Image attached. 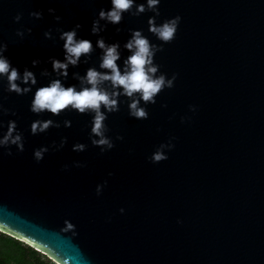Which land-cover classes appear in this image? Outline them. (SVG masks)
Instances as JSON below:
<instances>
[{
	"label": "water",
	"instance_id": "1",
	"mask_svg": "<svg viewBox=\"0 0 264 264\" xmlns=\"http://www.w3.org/2000/svg\"><path fill=\"white\" fill-rule=\"evenodd\" d=\"M111 7V0H0L4 55L21 76L27 67L36 77L34 85L18 80L31 90L17 94L0 76V104L9 110L0 109V136L15 120L24 138L23 151L0 146V233L56 264H264V0H161L159 15L147 7L134 15L133 5L118 24L98 16ZM176 15L170 42L150 31L149 17L161 24ZM93 20L99 32H92ZM73 28L93 47L64 76L52 59H65L61 34ZM134 29L158 47L155 75L177 78L155 103L140 101L147 119L129 115L132 98L122 93L119 111L101 106L112 149L93 143L99 137L91 110H30L35 90L52 80L79 89L89 68L109 71L100 67V38L119 43L123 71ZM102 86L113 90L110 81ZM47 119L54 124L31 134L34 120ZM76 143L86 147L74 150ZM161 145L168 158L153 163L148 157ZM42 147L37 162L34 149ZM65 221L74 229L61 232Z\"/></svg>",
	"mask_w": 264,
	"mask_h": 264
},
{
	"label": "clouds",
	"instance_id": "2",
	"mask_svg": "<svg viewBox=\"0 0 264 264\" xmlns=\"http://www.w3.org/2000/svg\"><path fill=\"white\" fill-rule=\"evenodd\" d=\"M161 0H146L145 3L137 4L136 0H111L112 7L105 10L101 8L98 16L101 19L107 20L113 24H118L123 14L133 9L135 5L134 15L143 13L147 9L153 11L156 15L160 14L159 4ZM49 11H53L49 9ZM30 15L39 17L40 12H33ZM22 13L18 12L13 19L20 21ZM59 19V17H57ZM181 16L176 15L165 20L161 24L155 23V16L149 17V29L160 40L164 42H170L175 38ZM76 27H79L77 25ZM92 32L96 33L101 30L99 20H93ZM30 31V29H29ZM17 35L22 36L23 32L17 30ZM49 35V33H45ZM61 38L64 40L63 48L65 50V59L63 61L59 59H52V67L54 71L66 76L69 64L76 65L79 62L82 54H88L92 50V42L87 39H78L76 36V30L64 31L61 34ZM97 45L103 49L101 57L100 67L109 71H98L96 68H89L83 77H80L82 85L77 89L75 85L65 86L61 80L55 79L50 83L38 87L33 93L30 110L35 113H40L44 110L58 115L62 110L71 107L80 113H85L91 110L94 113L91 132L99 139H94L93 143L100 145L101 152L112 149L114 142L111 138L105 135L106 125L104 123L106 119L105 111L101 110V106L107 110V112L119 111L118 96L122 93L128 97H131V102L128 105L129 115L137 119H147L148 111L146 107L142 106L140 101L143 100L146 103H155V97L165 87H174V82L177 78V73H173L170 78L165 73L155 75L158 71L159 65L153 63V58L158 50V47L150 42V40L142 34V30H132L130 39L125 43L124 47L130 50L131 54L125 61L123 71L117 64V60L120 58L119 43L106 44L103 38L97 40ZM7 43L0 42V76H5L8 82V91L15 92L17 94H23L31 90L29 87H21L17 83L18 80L24 82H30L36 84V77L32 71L27 67L24 69L21 76L19 69L12 65L11 60L4 55L7 50ZM37 60H32V64H36ZM110 81L112 91H108L104 88L103 82ZM167 107V105H163ZM0 109L7 112L8 109L4 108L3 104H0ZM189 110L195 112L197 110L196 105H189ZM190 119V117L188 118ZM181 118V121H184ZM54 122L51 119L47 120H34L30 125L31 134L35 135L40 132L46 131L49 126ZM65 125H70L69 121H65ZM58 126V125H57ZM118 139H123V136H118ZM174 137L169 138L167 147L169 149L174 148ZM8 144H15L18 151L24 150V138L23 133L18 130L17 122L15 120H9L7 124V131L3 136H0V146ZM63 140L61 141V145ZM86 146L83 143H76L73 145L74 150L82 151ZM161 145L150 157L153 163L166 160L168 154L165 153ZM47 148L34 149V158L37 162L43 159L44 152ZM11 155V152H9ZM79 166V164H78ZM67 168V165L63 166ZM109 175H112L110 172ZM108 181L105 180L101 184H97L95 193L97 196L101 195L103 189L107 185ZM119 211L123 213L124 208H120ZM178 223H181L178 219ZM66 227L61 232H67L74 229V225L68 221H65ZM72 235L77 233L72 231Z\"/></svg>",
	"mask_w": 264,
	"mask_h": 264
},
{
	"label": "trees",
	"instance_id": "3",
	"mask_svg": "<svg viewBox=\"0 0 264 264\" xmlns=\"http://www.w3.org/2000/svg\"><path fill=\"white\" fill-rule=\"evenodd\" d=\"M23 245L10 237H0V264H46L35 250Z\"/></svg>",
	"mask_w": 264,
	"mask_h": 264
},
{
	"label": "rangeland",
	"instance_id": "4",
	"mask_svg": "<svg viewBox=\"0 0 264 264\" xmlns=\"http://www.w3.org/2000/svg\"><path fill=\"white\" fill-rule=\"evenodd\" d=\"M20 243H21V242H20ZM21 244L23 245V243H21ZM23 246H25V245H23ZM37 254H38V256H39V258H40V260H41L42 262H44V263H46V264H56V263H54L53 261L49 260L48 257L42 255V253L37 252Z\"/></svg>",
	"mask_w": 264,
	"mask_h": 264
},
{
	"label": "flooded vegetation",
	"instance_id": "5",
	"mask_svg": "<svg viewBox=\"0 0 264 264\" xmlns=\"http://www.w3.org/2000/svg\"><path fill=\"white\" fill-rule=\"evenodd\" d=\"M0 237H3V238H7V237H10V236H8L7 234H3V233H0ZM11 238V237H10ZM13 240H15L14 238H12ZM16 241H18V240H16ZM18 242H21V243H23L24 245H26L25 244V242H22V241H18ZM26 246H28V245H26ZM1 256V255H0ZM2 262V259H1V257H0V263Z\"/></svg>",
	"mask_w": 264,
	"mask_h": 264
}]
</instances>
